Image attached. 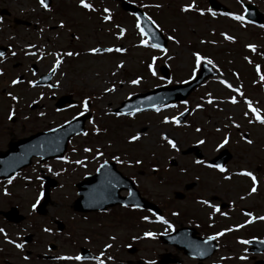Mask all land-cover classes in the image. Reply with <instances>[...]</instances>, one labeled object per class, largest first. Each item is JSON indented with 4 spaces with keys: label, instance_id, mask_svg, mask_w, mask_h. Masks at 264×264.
I'll list each match as a JSON object with an SVG mask.
<instances>
[{
    "label": "rangeland",
    "instance_id": "obj_1",
    "mask_svg": "<svg viewBox=\"0 0 264 264\" xmlns=\"http://www.w3.org/2000/svg\"><path fill=\"white\" fill-rule=\"evenodd\" d=\"M52 1L53 8L47 10L39 0H0V9H8L13 17L32 23L29 29L1 26L2 38L11 41L17 54L11 62L3 65L6 73L0 76V117L4 123L14 128L18 135L28 136L32 131L61 124L73 117L80 107L85 111V102L91 103L95 118L90 122L89 130L97 127L98 135H102L75 140L72 148L80 152L79 157L88 156L83 151L85 149L93 150V155L121 156L127 164L143 168L148 191L153 188L158 193L171 191V201H175L173 192L182 191L183 185L200 177L203 185L195 193L201 200L212 204L203 206L188 200L165 201L166 208L179 209L181 213L189 212L200 220H207L217 211L218 202L213 200L214 197L223 203L231 202L234 207L228 210L231 212H226L230 218L225 216L219 220L222 227L230 228L233 234L220 238L222 249L215 262L254 264L264 259V255H247L245 243H241L242 236H250L251 231L257 230V237L264 235V220L259 219L264 217V124L256 119V115L264 119V79L261 78L264 77L263 33L254 27L245 29L231 20L200 17L204 0H130L142 9L144 7L143 10L169 40L165 50H155L150 45L143 48L147 46L143 40L146 37L139 32L137 19L124 13L114 1L95 0V7H103L99 14L93 10H81L77 0ZM185 8H189L188 12L183 10ZM99 15L103 18L108 16V22H102ZM109 46L122 47L121 54L93 55L89 52L90 49ZM197 55L201 57L199 64L196 63ZM209 60L211 64L207 62ZM202 63H208L218 75L204 82L186 103H175L158 112H143L132 117L121 118L112 114L123 101L138 93L157 86H176L191 81ZM33 65L38 69L36 74L32 71ZM162 65L169 68V80L161 76ZM53 68L57 73L53 80L58 87L56 92L51 93L49 88L30 87L29 81L34 83L41 74ZM18 77L25 80L21 84H13ZM133 80H139V83L133 84ZM52 94L56 97L71 94L80 107L58 112L55 102L50 99ZM8 95L16 98L13 106H10L12 100ZM188 109L191 110L188 119L183 123L177 122L178 116ZM14 112L16 122L10 125L5 119ZM86 113H89L88 107ZM169 139L175 143V148L168 144ZM195 145L200 146L205 155L201 163L193 154L182 155L183 151ZM222 149L232 154L225 171H206L203 165ZM171 160H175L187 173L184 175L171 170L153 174L151 167H169ZM57 168L58 164H54V169ZM242 172L255 177L254 193L251 191L252 179L241 175ZM174 174L177 175V183H172L170 178ZM163 180L165 183L160 184ZM172 185H180L181 188L172 189ZM10 192L15 199L5 198L0 191V211L19 205L20 213L27 220L22 225L7 227V238L12 243H7L0 232V264H4V259L16 264H56L36 259L38 252L64 255L67 259L59 264H92L73 260L80 247L95 249L94 254H102L104 245L112 241L110 236H116L119 243L125 235L120 224L106 221L103 227L97 225L95 231L90 221L84 218L73 221L75 216L68 210L75 196L73 182L63 181L61 188L52 194L54 205L46 220L33 213V205L39 199L36 188L11 189ZM53 219H60L67 225L64 236L43 232L45 226L48 230H55ZM247 219L252 220L251 227L245 225ZM1 226L5 223L0 218ZM75 229L82 237L78 238ZM27 233L35 234L33 246L26 248L27 251L32 250V256L24 252L22 245L16 247ZM85 238H90L91 242L87 243ZM122 251L123 258L138 256L143 264H154L160 252L163 254L169 250L161 244L158 246L155 242L145 241L143 252L133 253L125 247Z\"/></svg>",
    "mask_w": 264,
    "mask_h": 264
},
{
    "label": "flooded vegetation",
    "instance_id": "obj_2",
    "mask_svg": "<svg viewBox=\"0 0 264 264\" xmlns=\"http://www.w3.org/2000/svg\"><path fill=\"white\" fill-rule=\"evenodd\" d=\"M212 0H204L205 7H209V2ZM219 3L227 6L230 10L229 13L225 16H229L230 14L235 13L237 16H243L244 19L242 21L237 20L238 23H242L245 21V5L247 3L255 5L261 15V20L264 21V0H216ZM230 5H228V4ZM233 6V7H231ZM236 9V10H234ZM220 12H215V14H219ZM234 14V15H235ZM235 15V16H236ZM15 17H13L12 12H8L5 16L2 17V25L1 26H8V29H14L16 28V25L14 24ZM1 23V22H0ZM249 27H257L255 24H248ZM264 27L259 28L262 29L264 35ZM3 29L0 28V44L6 46L9 51L4 57H0V65L5 63L6 61L11 62L15 58V48L12 46L11 41H7L6 39L2 38L3 35ZM13 31V30H12ZM22 119V118H21ZM20 119H18L19 121ZM24 121H29L30 119H22ZM5 121L9 123L10 125H13L16 122V117H6ZM6 126L5 129L3 127ZM51 128L42 129L39 131H32L28 136L18 135L14 128H11L7 126L2 117H0V153L6 152L9 150L10 146L17 142L18 140L27 138L31 136L34 133L42 132L49 130ZM71 150L69 148L68 152ZM74 158V157H73ZM85 161L81 159H77V156H75L74 159V167H71L69 169H65L64 160L62 161H52V162H46L41 163L40 160L34 159V162L32 165L26 169L20 170L17 174L13 175L9 179H0V188L2 189H20V188H29L34 187L37 190L43 188L44 185V179L46 177H51L58 182H60L61 186L63 184V181H68L69 183L73 182V188L75 190V196L73 198V201H76L79 199L80 194V185L85 180V178L89 175H94L98 169V166H85L83 165ZM58 163V168L54 169V164ZM69 163H72V160H69ZM52 166L51 168L49 166ZM85 166L86 170L83 169ZM206 169L205 167H203ZM118 169L126 175L129 179L132 180L134 184V189L136 192H139L140 196L147 197L152 199L163 211V214L161 216L162 219L157 220L154 219V215L151 213L146 212L142 208H135L134 206H115L113 208H108L106 211L103 212H93L89 214H83V213H74L73 221L77 220V218H84L85 221H90L92 224V227L94 230H97L98 227H103L106 221L109 223H115L120 224L125 235L123 236L122 240L118 243V238L116 236H110V239L112 240L109 243H106L105 245L109 247L108 253V260L107 264H112V260L114 259L113 255V247H117L119 249L120 258H117V262L119 264H138L140 259L139 257H135L134 259H126L123 260V248L125 247L126 250L130 248L133 253H140L143 252L145 247V240H144V234L146 232L151 231L150 233L153 234V237H156V240L154 241L158 246L161 244V246L169 250L166 251L163 254L159 253V258L168 259L169 261H172V264H218L215 261H205V262H199L196 259L189 258L183 254L182 251H179L175 246L173 245H167L166 243H162L159 241L158 238H160L163 235H168L170 233H174L178 230H181L186 227H193L198 231V236L202 238H206L209 235L216 234V232L219 231L221 222L219 220L220 216L218 214L209 215L207 220H200L198 219V216H194L193 214L190 215L181 213L179 209H175L172 207L167 209V205L165 201L168 202H185V201H195L198 202L201 200V198L196 195L195 190H197L199 187H201L203 184L200 181V177L195 178L194 184L196 186H193L192 189L186 190L187 185L191 183H186L183 185L184 192L183 191H175L173 192L174 200L171 201V191H162L161 193H158L159 191L156 188H153L151 191L147 190V185L145 183V172L143 168H138L137 165H118ZM161 169H166L165 167H161ZM168 170H175L178 171L176 173L179 174H186L187 172H184L180 166L176 167H169ZM158 173H169V171L164 170L163 172L156 171V169L153 170V174L156 175ZM172 178V183H177V175L170 176ZM165 179V178H163ZM166 180V179H165ZM165 182H161L160 184H164ZM61 188V187H60ZM58 188L57 190H59ZM174 188H181L180 185H172V189ZM180 192L183 193V199L182 200H176L175 196L176 193ZM3 196V195H2ZM13 195L10 194L8 197H12ZM120 196L122 198H128L130 196V191L127 188H123L120 192ZM216 202L221 203L222 201L219 200L217 197H214L213 199ZM199 203V202H198ZM230 207V206H229ZM231 208V207H230ZM147 213V214H146ZM208 215V214H207ZM146 216H149V218L146 219ZM75 233L78 236V238L82 237L81 234L77 233V229H75ZM100 233V231H98ZM85 241L87 243L91 242L90 238H85ZM76 242V241H75ZM78 242H76L77 244ZM33 244V243H32ZM29 256H32L31 253H28ZM40 253H36L35 257L36 259H41ZM166 255V257H165ZM58 260V259H56ZM158 264V263H157Z\"/></svg>",
    "mask_w": 264,
    "mask_h": 264
},
{
    "label": "water",
    "instance_id": "obj_3",
    "mask_svg": "<svg viewBox=\"0 0 264 264\" xmlns=\"http://www.w3.org/2000/svg\"><path fill=\"white\" fill-rule=\"evenodd\" d=\"M120 1H122V0H120ZM47 2H48V4L50 3L49 0H47ZM122 7L126 11L131 12V13H136L139 16L141 23H142L143 31L145 32L146 35L149 36V40L152 44L159 46V47H165L166 46L167 42L163 41L159 37L160 34L152 27L151 23L148 21L146 16L140 10L136 9L133 5L126 3L124 1H122ZM216 8H218V7H216ZM256 20H257V22H259L258 19H256ZM163 73H164V76L168 77V71L167 70H164ZM215 74L216 73L210 67H208L207 65H203L199 76L196 78V80L194 82H192L188 85L179 86V87H175L172 89L161 88V89H158V90L151 92L147 95H142V96L136 97L134 99V101L135 100L142 101L143 103L141 102V104L142 105L145 104V105H143V107H141L142 105H140V107H138L139 109H135L134 111L143 110L145 108H154V106L163 105L165 103L172 102V101L185 100L186 97L198 85H200L207 77L215 75ZM50 78H51V76H48L47 80H50ZM65 101H66V99L62 100L59 103V106H62V104H64ZM128 103H130V102H128ZM128 103H125L124 104L125 108L124 109L121 108V109H119V111H125L126 112L127 110H129V108H126V106H125ZM148 103H151V106L146 105ZM186 114L183 115L179 120L183 121V119L186 117ZM84 120H85L84 118H82L81 120H77L76 122L80 123L81 128L80 129L77 128L76 130L69 132L66 136L70 137L73 134H77L79 132H82ZM72 124H75V123H72ZM44 136H46V135L35 136L31 139L23 141V144H25L27 142L34 141L36 139H41ZM40 152H50V147L46 146V147L42 148ZM198 153H199L198 156L201 158L202 156L200 155V151H198ZM230 158L231 157L228 154V152H224L220 157H218L216 160H214L213 163H215V164L218 163L222 166L225 163H227ZM48 192H49V189L47 188V194L45 197V202L38 207V213H40V214H46V207H47L48 202H49V193ZM114 202L115 201L113 200L112 204H114ZM109 204H111L110 200H109ZM144 207L145 208H151L154 210H158L157 207H155L154 205H152L146 201L144 202ZM8 217L10 220L16 221V222H19L21 220V217L16 216L15 210L12 213H9Z\"/></svg>",
    "mask_w": 264,
    "mask_h": 264
},
{
    "label": "snow or ice",
    "instance_id": "obj_4",
    "mask_svg": "<svg viewBox=\"0 0 264 264\" xmlns=\"http://www.w3.org/2000/svg\"><path fill=\"white\" fill-rule=\"evenodd\" d=\"M40 3H41V6H43V7H47V5L44 3V0H40ZM80 5L82 6V7H84V8H90L91 6L88 4V3H86L85 2V0H80ZM184 11H188L189 10V8H185V9H183ZM105 11H107V10H105ZM201 14H203V13H201ZM234 19H236V20H240V21H242L243 19H244V17L243 16H235V17H233ZM104 19L105 20H107V19H109V17L108 16H105L104 17ZM137 27H139V24L137 25ZM121 34H123V29H121ZM142 34H143V32H142ZM226 39H230V37H225ZM170 39H171V37H170ZM144 43H146V42H144ZM152 47H156V45H152ZM93 52H96V51H98L97 49H93L92 50ZM105 51H108V52H111V51H113V49H105ZM115 51H122V49H115ZM67 55H72V53H67ZM201 62V57L199 56V55H197L196 56V63L197 64H199ZM209 64H211L212 63V61L211 60H209V61H207ZM59 63V61H57V64ZM53 71H55V68H53ZM257 71L259 72V68L257 69ZM153 75H155V73H153ZM262 79H264V77H261ZM18 81H16V80H14L13 81V84H15V83H17ZM132 83L133 84H138L139 83V80H133L132 81ZM221 83H225L224 81H221ZM226 86H229V85H226ZM13 99H15V97H13ZM209 103H211V101H209ZM233 103H235V101H233ZM84 107H85V111H87V103L85 102V105H84ZM250 107V109H251V106H249ZM157 111H159V109H157ZM253 111V113L255 114V110L253 109L252 110ZM256 119L260 122V123H262V124H264V119H262L259 115H256ZM167 122V121H166ZM199 130V129H198ZM133 139H136V137H133ZM168 142V144L171 146V147H173V148H175L176 147V145H175V143L172 141V140H168L167 141ZM200 143H203V141H200ZM225 143H227V140L225 139ZM249 143H250V141H249ZM85 151H88V149H85ZM198 163H199V161H197ZM217 167H219V166H217ZM220 171H224V169L223 168H220ZM241 175H244V176H248V177H250L251 179H252V184H253V187H252V189H251V191L254 193L255 191H256V187H255V184H256V179H255V177L254 176H252V174L251 173H249V172H242V173H240ZM33 207L35 208V205H33ZM217 211H219V209H217ZM259 219H261V220H264V217H260ZM0 231H2V230H0ZM149 236L151 235V233H149L148 234ZM9 243H11V241H9ZM241 243H247V241H241ZM16 247L17 248H19V247H21V245H19V244H17L16 245ZM67 259V258H66ZM75 259L76 260H80L81 259V257H79V256H77V257H75ZM99 264H103V261H100L99 262Z\"/></svg>",
    "mask_w": 264,
    "mask_h": 264
}]
</instances>
